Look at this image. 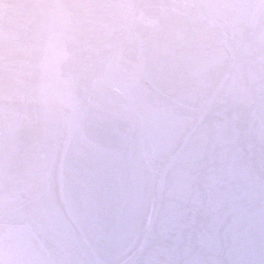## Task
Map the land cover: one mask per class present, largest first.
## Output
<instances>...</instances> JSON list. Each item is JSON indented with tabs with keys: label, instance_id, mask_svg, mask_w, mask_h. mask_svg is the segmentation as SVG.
<instances>
[{
	"label": "clouds",
	"instance_id": "9594fccd",
	"mask_svg": "<svg viewBox=\"0 0 264 264\" xmlns=\"http://www.w3.org/2000/svg\"><path fill=\"white\" fill-rule=\"evenodd\" d=\"M0 264H264V0H0Z\"/></svg>",
	"mask_w": 264,
	"mask_h": 264
},
{
	"label": "water",
	"instance_id": "95a60500",
	"mask_svg": "<svg viewBox=\"0 0 264 264\" xmlns=\"http://www.w3.org/2000/svg\"><path fill=\"white\" fill-rule=\"evenodd\" d=\"M183 38L177 34L173 41L170 42L168 40H164L161 38H153L151 40L146 39L143 34H132L129 36V44L130 46L141 48L144 46L151 47L157 55L166 56L171 54L173 51V47L179 46L182 42Z\"/></svg>",
	"mask_w": 264,
	"mask_h": 264
}]
</instances>
